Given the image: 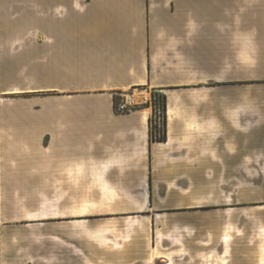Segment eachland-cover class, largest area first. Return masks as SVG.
<instances>
[{
    "label": "crops",
    "instance_id": "1",
    "mask_svg": "<svg viewBox=\"0 0 264 264\" xmlns=\"http://www.w3.org/2000/svg\"><path fill=\"white\" fill-rule=\"evenodd\" d=\"M195 157H264V0H0V264H264Z\"/></svg>",
    "mask_w": 264,
    "mask_h": 264
},
{
    "label": "rangeland",
    "instance_id": "2",
    "mask_svg": "<svg viewBox=\"0 0 264 264\" xmlns=\"http://www.w3.org/2000/svg\"><path fill=\"white\" fill-rule=\"evenodd\" d=\"M149 96L147 94H144ZM153 102L160 107L163 104L162 94L151 91ZM139 98V96H136ZM201 159L209 160L211 167L209 172L195 174L194 185L196 192L187 195H178L179 205L184 201L194 205H208L226 207L236 205L237 212L231 216H237V221L246 223L244 233L247 239L237 243V261L256 259L264 260V238L255 240V224L264 223V157H195L193 165L201 163ZM207 186L209 191H202ZM65 245L66 254L74 249L70 243L60 242ZM81 248L89 255V242H81ZM57 246L51 245L49 264H57ZM41 261V259H39ZM88 262V258H76L73 260L66 256L60 259L62 264H79Z\"/></svg>",
    "mask_w": 264,
    "mask_h": 264
},
{
    "label": "bare ground",
    "instance_id": "3",
    "mask_svg": "<svg viewBox=\"0 0 264 264\" xmlns=\"http://www.w3.org/2000/svg\"><path fill=\"white\" fill-rule=\"evenodd\" d=\"M87 233L90 235L91 231L90 230H86ZM112 232V230L108 227H101L98 228L95 232H93L95 235H97L98 237H100L101 239V243L106 245L107 243H109L110 241L107 240L106 236L108 234H110Z\"/></svg>",
    "mask_w": 264,
    "mask_h": 264
},
{
    "label": "built area",
    "instance_id": "4",
    "mask_svg": "<svg viewBox=\"0 0 264 264\" xmlns=\"http://www.w3.org/2000/svg\"><path fill=\"white\" fill-rule=\"evenodd\" d=\"M133 97H130V101H123L117 105V108L120 112H129L133 109V107L136 106V104L133 101ZM149 98V97H148Z\"/></svg>",
    "mask_w": 264,
    "mask_h": 264
},
{
    "label": "trees",
    "instance_id": "5",
    "mask_svg": "<svg viewBox=\"0 0 264 264\" xmlns=\"http://www.w3.org/2000/svg\"><path fill=\"white\" fill-rule=\"evenodd\" d=\"M163 98V104L160 105L161 109L165 110L166 109V97L162 96Z\"/></svg>",
    "mask_w": 264,
    "mask_h": 264
}]
</instances>
